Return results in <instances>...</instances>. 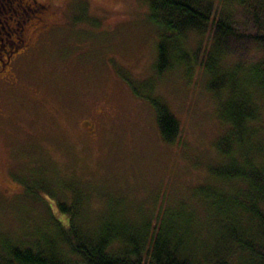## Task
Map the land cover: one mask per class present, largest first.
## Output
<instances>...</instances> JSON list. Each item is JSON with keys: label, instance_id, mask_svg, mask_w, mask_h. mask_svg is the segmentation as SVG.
Segmentation results:
<instances>
[{"label": "rangeland", "instance_id": "obj_1", "mask_svg": "<svg viewBox=\"0 0 264 264\" xmlns=\"http://www.w3.org/2000/svg\"><path fill=\"white\" fill-rule=\"evenodd\" d=\"M212 1L219 11L221 0ZM38 2L45 12L23 24V45L1 54L10 63L0 72V254L5 242L29 247L54 236V220L63 221L54 202L66 200L60 190L78 193L76 223L85 231L112 213L142 224L173 210L180 222L190 208L193 223L207 222L209 202L199 191L234 196L241 183L212 174L225 163L216 150L225 126L199 62L190 72L179 65L156 74L159 33L147 0ZM11 16L1 2V50L18 37L8 35L17 26ZM207 35L184 36L189 55L199 50L197 61ZM147 85L178 123L173 144L158 135ZM255 128L264 137V106ZM42 181L53 194L46 203L30 192L42 196ZM199 226L209 243L208 227Z\"/></svg>", "mask_w": 264, "mask_h": 264}, {"label": "trees", "instance_id": "obj_2", "mask_svg": "<svg viewBox=\"0 0 264 264\" xmlns=\"http://www.w3.org/2000/svg\"><path fill=\"white\" fill-rule=\"evenodd\" d=\"M1 2L12 11L9 20L17 22L8 35L18 37L0 54L20 46L23 24L43 14L46 7L38 0ZM221 2L218 11L212 0H147V18L159 33L154 66L158 76L179 65L190 72L196 62L205 72V89L217 102V118L225 126L216 141L225 163L211 171L229 185L240 182L237 194L199 191L209 202L202 212L207 222L193 223L195 212L190 208L180 222L172 209L164 220L142 224L119 222L112 213L85 231L76 223L78 193L72 198L60 190L66 200L54 202L63 219L54 220V236H40L39 244L29 247L5 242L0 264H264V137L255 128L264 106V0ZM188 33L209 35L201 61H197L199 50L191 56L183 45ZM249 52L252 58L247 57ZM229 57L235 63H226ZM144 88L152 92L149 85ZM131 89L136 96L142 93ZM146 99L154 108L160 139L173 144L179 130L176 119L163 103L155 102L153 92ZM31 188L44 203L53 195L44 181L42 196L38 188ZM30 196L25 194L27 199ZM199 224L208 227L209 243L200 236Z\"/></svg>", "mask_w": 264, "mask_h": 264}, {"label": "flooded vegetation", "instance_id": "obj_3", "mask_svg": "<svg viewBox=\"0 0 264 264\" xmlns=\"http://www.w3.org/2000/svg\"><path fill=\"white\" fill-rule=\"evenodd\" d=\"M20 41H21V44H20V46L18 47V48H20L23 44H22V42H23V34H22V36H21V38H20ZM17 48V49H18ZM16 50V49H15ZM14 50V51H15ZM13 51V52H14ZM13 52H10L9 54H11V53H13ZM3 54H6V52H3ZM1 55V54H0ZM1 56H3L4 58L3 59H0V72H1V68L3 69L4 67H5V65H8L9 63H10V58H9V55H1ZM3 78L4 77H2L1 75H0V81H2L3 80Z\"/></svg>", "mask_w": 264, "mask_h": 264}]
</instances>
